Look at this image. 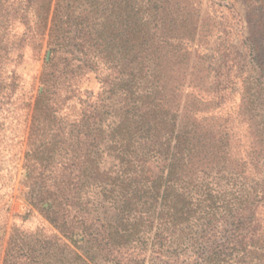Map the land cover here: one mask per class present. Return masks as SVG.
Segmentation results:
<instances>
[{
    "label": "trees",
    "instance_id": "trees-1",
    "mask_svg": "<svg viewBox=\"0 0 264 264\" xmlns=\"http://www.w3.org/2000/svg\"><path fill=\"white\" fill-rule=\"evenodd\" d=\"M188 5L0 0L1 112L19 87L23 36L46 37L50 53L23 167L28 204L57 231L14 228L3 264H169L163 258L184 255L264 264L263 15L251 9L238 45L201 55L194 41L210 37L208 19ZM18 26L27 30L20 43ZM90 72L97 92L81 88ZM235 93L260 145L259 176L230 153Z\"/></svg>",
    "mask_w": 264,
    "mask_h": 264
},
{
    "label": "rangeland",
    "instance_id": "rangeland-1",
    "mask_svg": "<svg viewBox=\"0 0 264 264\" xmlns=\"http://www.w3.org/2000/svg\"><path fill=\"white\" fill-rule=\"evenodd\" d=\"M186 9L208 19L206 30L210 37L194 41L202 54H211L209 47L223 45L236 46L248 34V21L258 8L261 24L264 25V0H187ZM16 43L24 37L26 40L20 49L22 58L16 68L20 83L12 96V105L7 112L0 111V264H3L7 243L14 228L27 233L42 230L45 234L57 233L43 214L28 204L29 188L25 181V153L28 150L29 127L32 114V101L41 90L39 76L44 61L49 59L46 37L36 39L32 35L23 36L25 27L16 28ZM29 33V32H28ZM48 55V59H47ZM234 57V55H232ZM240 82L233 86L238 88ZM82 90L97 92L99 82L97 75L90 72L81 83ZM32 99L29 100V97ZM264 103V96H262ZM31 103V105H29ZM240 96L235 93L228 98V109L232 115L229 123L230 153L240 162H245L246 174L250 177L259 176L254 163L259 155L260 145L254 136L248 114L239 116L238 105ZM68 104V103H67ZM70 107L72 101L69 102ZM226 106V107H227ZM264 108V104H263ZM169 264H191L186 255L179 258H163ZM96 264H111L98 257Z\"/></svg>",
    "mask_w": 264,
    "mask_h": 264
},
{
    "label": "water",
    "instance_id": "water-1",
    "mask_svg": "<svg viewBox=\"0 0 264 264\" xmlns=\"http://www.w3.org/2000/svg\"><path fill=\"white\" fill-rule=\"evenodd\" d=\"M48 55H49V52H48ZM48 55H47V59H48Z\"/></svg>",
    "mask_w": 264,
    "mask_h": 264
}]
</instances>
